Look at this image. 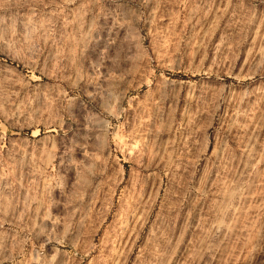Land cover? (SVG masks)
I'll use <instances>...</instances> for the list:
<instances>
[{"label": "rangeland", "instance_id": "374dc122", "mask_svg": "<svg viewBox=\"0 0 264 264\" xmlns=\"http://www.w3.org/2000/svg\"><path fill=\"white\" fill-rule=\"evenodd\" d=\"M0 264H264V0H0Z\"/></svg>", "mask_w": 264, "mask_h": 264}]
</instances>
